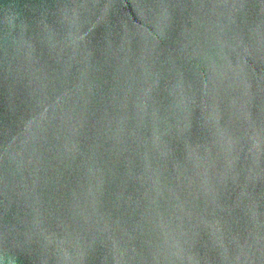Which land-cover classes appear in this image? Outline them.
<instances>
[{
  "label": "water",
  "instance_id": "water-1",
  "mask_svg": "<svg viewBox=\"0 0 264 264\" xmlns=\"http://www.w3.org/2000/svg\"><path fill=\"white\" fill-rule=\"evenodd\" d=\"M0 264H264V0H0Z\"/></svg>",
  "mask_w": 264,
  "mask_h": 264
}]
</instances>
